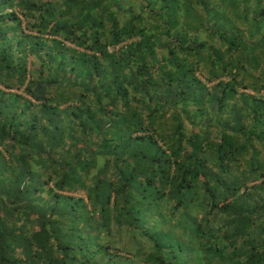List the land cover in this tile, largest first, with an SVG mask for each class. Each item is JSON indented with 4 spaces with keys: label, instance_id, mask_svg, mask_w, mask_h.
Masks as SVG:
<instances>
[{
    "label": "trees",
    "instance_id": "16d2710c",
    "mask_svg": "<svg viewBox=\"0 0 264 264\" xmlns=\"http://www.w3.org/2000/svg\"><path fill=\"white\" fill-rule=\"evenodd\" d=\"M137 2L0 0V264H264V5Z\"/></svg>",
    "mask_w": 264,
    "mask_h": 264
},
{
    "label": "rangeland",
    "instance_id": "374dc122",
    "mask_svg": "<svg viewBox=\"0 0 264 264\" xmlns=\"http://www.w3.org/2000/svg\"><path fill=\"white\" fill-rule=\"evenodd\" d=\"M199 9L200 8H199L198 4L193 3L190 6V4L189 3L187 4L186 1L180 0V9H179V12H178L176 17H178V18L186 17V19L181 20V23H177V26H179V27L183 26L184 25L183 21H184V23H187L189 21V18L192 19L193 14L195 15V20H201L202 18L206 19L207 15L205 16L204 13L199 11ZM190 13H191V15H190ZM212 15L213 14H210L208 18H210ZM215 16H217L216 12H215ZM245 39L246 40L248 39L247 36H245ZM261 61H264V60H262V57H261ZM18 91L21 92L22 90L19 88ZM79 180H81V179H79ZM79 180H78V182H79ZM82 184H84V183H82ZM31 188H32V190L35 189V187H32V186H31ZM42 189H43V187L40 190H42ZM64 193H66V192L64 191ZM41 194L39 193V191L31 192L30 200H33L36 202L39 198L46 196V195H41ZM189 206H186L185 209L182 210V212H186V210L191 211V212L198 211L196 207H192L193 209H188ZM194 215L196 218H200V217H198L199 215L197 212ZM156 222H157L156 218L154 220L150 221V225H149L150 230L149 231H151V233H154V235H156L158 237V239H162L161 232L163 230L160 226H158V224ZM189 223L191 224V222H189ZM189 223H188V226L190 225ZM190 227L192 228V226H190ZM113 232L116 233L117 232L116 229ZM163 234L165 235V233H163ZM126 238H127V236L123 235L122 233L121 234H112L111 238H109V245L113 246L114 248H119V247L121 248V247H123V245L127 244L126 240H125ZM171 244H172V246H174V249L178 248L177 243L175 241H172ZM161 245H162V243L159 245V247H162ZM196 245H197V243H196ZM185 247H188V246H183L182 249H185ZM199 250H200L199 245L197 247H195V246L190 247L189 252H191V255H193V259L195 260V262L192 264H205L202 262V260L199 259V258H201L200 254H199L200 253ZM181 254H182V251H181ZM184 264H186V263H184Z\"/></svg>",
    "mask_w": 264,
    "mask_h": 264
},
{
    "label": "crops",
    "instance_id": "0c3cea01",
    "mask_svg": "<svg viewBox=\"0 0 264 264\" xmlns=\"http://www.w3.org/2000/svg\"><path fill=\"white\" fill-rule=\"evenodd\" d=\"M187 1V0H186ZM192 1V0H191ZM129 2L130 3H132L135 7H138V2H137V0H129ZM227 2H228V0H227ZM233 3H234V5L235 6H237V8H238V6L240 5V7H239V9L240 8H244V6H250L252 9H255L256 7H258V6H263L264 5V0H246V2H244V0L243 1H241V0H233ZM220 8V7H219ZM221 8H223V9H226L225 8V6H221ZM237 12V10L236 9H231V10H229V12H228V17H230V14L231 13H233V12ZM251 15H247V16H242V15H239L237 18L243 23V25H247L246 27H247V30H245L244 31V33H243V35L244 34H246L247 33V31H248V29L249 28H251V27H253V25H254V23H257V22H255V21H253V20H248L249 18L248 17H250ZM196 22H201V23H207V25H208V23L210 22V20H209V18L207 17L206 19H204V18H202L201 20H195V15L193 14V17H192V19L191 18H189V21L186 23V25L188 26V28L186 29V31L189 29V30H192L193 28H195V24H196ZM258 23H264V20H262V21H260V22H258ZM194 25V26H193ZM264 25V24H263ZM255 26V25H254ZM244 30V29H243ZM19 89V88H18ZM21 89V88H20ZM5 91H12V92H15V93H19V91L17 90V89H11V88H5L4 89ZM20 93H22V92H20Z\"/></svg>",
    "mask_w": 264,
    "mask_h": 264
}]
</instances>
